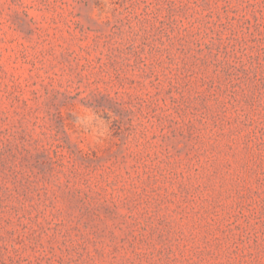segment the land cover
Segmentation results:
<instances>
[{"label": "rangeland", "instance_id": "obj_1", "mask_svg": "<svg viewBox=\"0 0 264 264\" xmlns=\"http://www.w3.org/2000/svg\"><path fill=\"white\" fill-rule=\"evenodd\" d=\"M0 264H264V0H0Z\"/></svg>", "mask_w": 264, "mask_h": 264}]
</instances>
